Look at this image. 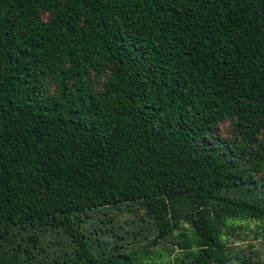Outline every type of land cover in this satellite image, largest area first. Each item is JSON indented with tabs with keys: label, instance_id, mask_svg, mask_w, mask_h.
Returning <instances> with one entry per match:
<instances>
[{
	"label": "trees",
	"instance_id": "obj_1",
	"mask_svg": "<svg viewBox=\"0 0 264 264\" xmlns=\"http://www.w3.org/2000/svg\"><path fill=\"white\" fill-rule=\"evenodd\" d=\"M228 218L264 220V0H0V264H131L180 220L223 264Z\"/></svg>",
	"mask_w": 264,
	"mask_h": 264
},
{
	"label": "rangeland",
	"instance_id": "obj_2",
	"mask_svg": "<svg viewBox=\"0 0 264 264\" xmlns=\"http://www.w3.org/2000/svg\"><path fill=\"white\" fill-rule=\"evenodd\" d=\"M228 131L226 123L220 125V134L223 137L228 135ZM138 213L143 216L142 211L138 210ZM105 217H111V220L100 223L93 215L89 217L86 232L91 233L92 239L98 237L105 242L108 241L111 235V226L114 227L113 230L118 228L120 235L128 231L130 240L132 239L131 233L135 230L142 232L140 228L144 224L138 222L131 212L111 211ZM224 221V223L216 222L221 234L216 249L217 257L223 264H239L237 252L241 251L244 252V255L251 251L256 257L264 258V220L228 218ZM171 226L172 229L166 240L159 242L154 247H148L149 250L144 249L138 237L133 241L134 245L126 246L123 253L129 256V262L131 264H211L201 256V251L197 247L196 240L187 223L180 220L179 223L171 224ZM93 230H96L97 233L94 234ZM148 238L151 239V237ZM149 239L144 243L145 245Z\"/></svg>",
	"mask_w": 264,
	"mask_h": 264
}]
</instances>
